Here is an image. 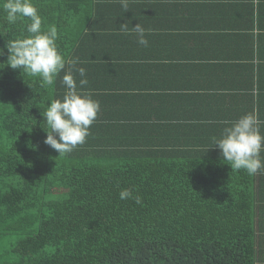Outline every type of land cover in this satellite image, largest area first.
<instances>
[{
  "label": "trees",
  "instance_id": "1",
  "mask_svg": "<svg viewBox=\"0 0 264 264\" xmlns=\"http://www.w3.org/2000/svg\"><path fill=\"white\" fill-rule=\"evenodd\" d=\"M31 2L43 27H57L60 54L82 62L89 83L79 88L74 72L78 91L101 110L85 143L59 156L43 143V113L63 100L67 65L46 87L40 77L0 69V264H262L264 171L252 176L226 164L211 139L228 126L219 125L224 116L206 125L197 110L208 97L171 109L175 67L140 56L148 50L133 25L125 22V33L114 19L119 0ZM249 2L264 8V0L240 4ZM22 26L0 10V48ZM6 58L5 49L0 63ZM260 65L255 104L251 96L249 110L230 121L254 114L264 135ZM121 189L141 203L121 200Z\"/></svg>",
  "mask_w": 264,
  "mask_h": 264
},
{
  "label": "crops",
  "instance_id": "2",
  "mask_svg": "<svg viewBox=\"0 0 264 264\" xmlns=\"http://www.w3.org/2000/svg\"><path fill=\"white\" fill-rule=\"evenodd\" d=\"M240 3L242 0H128L137 6L119 9L114 19L133 27L139 23L146 30L149 44L148 51L141 52L142 58L175 67L176 74L170 79L175 89L171 109L178 110L177 100L180 109L186 105L193 109L192 96H206L197 109L206 115L200 120L217 125L212 124L217 119L208 117L237 118L244 109L249 110L251 96L255 104L259 95L256 76L258 65L264 67V8L259 9L256 2L245 7ZM260 85L264 97V72Z\"/></svg>",
  "mask_w": 264,
  "mask_h": 264
},
{
  "label": "clouds",
  "instance_id": "3",
  "mask_svg": "<svg viewBox=\"0 0 264 264\" xmlns=\"http://www.w3.org/2000/svg\"><path fill=\"white\" fill-rule=\"evenodd\" d=\"M121 7L127 11L128 0H119ZM0 10L9 25L23 22L21 34L0 48V57L7 58L0 63V69L8 67L19 70L28 76L40 77L41 87L52 86L56 76L65 70L61 83L66 88L63 100L54 99L46 104L43 119L48 131L43 143L60 155L72 152L78 145L85 143L89 128L97 119L101 110L100 102L90 95L78 91V85L73 73H78L79 88H84L89 81L86 69L77 67L82 62L78 57L65 59L58 51V30L55 25H44V18L38 13L31 0H0ZM120 31L127 33L128 25L120 26ZM132 31L136 43L147 47L146 30L138 23ZM26 33V34H25ZM224 127L218 137H212V142L220 151V156L230 165L231 169L244 170L248 175H256L264 171V160L261 151L264 149V135H261L259 125L262 123L254 114H245L235 121H224ZM121 200L133 199L141 203L139 195H133L130 189H121Z\"/></svg>",
  "mask_w": 264,
  "mask_h": 264
}]
</instances>
